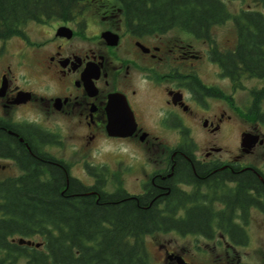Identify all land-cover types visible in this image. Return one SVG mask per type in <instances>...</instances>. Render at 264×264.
I'll return each mask as SVG.
<instances>
[{
	"label": "flooded vegetation",
	"instance_id": "1",
	"mask_svg": "<svg viewBox=\"0 0 264 264\" xmlns=\"http://www.w3.org/2000/svg\"><path fill=\"white\" fill-rule=\"evenodd\" d=\"M219 1L224 20L205 29L141 26L121 0H78L68 18L0 41V196L62 172L66 185L147 196L181 220L205 210L206 235L168 233L212 250L254 241L264 230V67L252 75L231 56L244 51L245 14L259 9ZM225 27L223 42L213 30ZM247 135L258 139L246 145ZM161 248L164 264H193Z\"/></svg>",
	"mask_w": 264,
	"mask_h": 264
},
{
	"label": "trees",
	"instance_id": "2",
	"mask_svg": "<svg viewBox=\"0 0 264 264\" xmlns=\"http://www.w3.org/2000/svg\"><path fill=\"white\" fill-rule=\"evenodd\" d=\"M82 1V0H81ZM138 25L165 28L180 23L208 28L224 20L219 0H121ZM78 0H0V41L20 35L25 25L52 16L68 18ZM259 12L245 14L244 51L231 58L245 61L252 75L264 67V0ZM237 27L241 33L242 23ZM242 34V33H241ZM240 47V46H239ZM85 186L61 172L51 180H22L0 196V264H149L144 238L156 233L208 232L205 210H187L183 220L175 210L160 212L150 197L129 198ZM61 188H65L64 191ZM97 193V194H95ZM177 219V220H175ZM10 239L41 240L38 248Z\"/></svg>",
	"mask_w": 264,
	"mask_h": 264
},
{
	"label": "rangeland",
	"instance_id": "3",
	"mask_svg": "<svg viewBox=\"0 0 264 264\" xmlns=\"http://www.w3.org/2000/svg\"><path fill=\"white\" fill-rule=\"evenodd\" d=\"M227 5L231 11L248 8L254 9V7L259 9L255 0L227 1ZM213 31L217 35V38L223 42V38L233 32L232 28L230 30L227 29V27L215 28ZM228 38L230 39V36H228ZM246 85L250 87L252 83H247ZM240 100H247L246 95L244 94L241 96ZM108 149H110V147H103L104 151ZM128 152L129 148H126V153ZM109 154L110 153L106 151L104 155L110 156ZM82 175L83 174H81V179H83V183L90 184L87 182L88 179H84ZM131 184V178H127L125 185L131 187ZM259 230L262 233H260L254 241H250L246 248L242 249L239 253L230 252L228 255L223 253L221 249L212 250L206 240L194 238L192 236L180 237L176 233H157L149 235L144 239V244L149 257V264H164L162 257L163 251L162 248L161 250L159 249V247L162 246H165L170 251L183 254L185 259L193 264H264V230L261 227H259ZM34 241L39 243L41 240L35 239ZM16 264H23V261L20 260Z\"/></svg>",
	"mask_w": 264,
	"mask_h": 264
},
{
	"label": "water",
	"instance_id": "4",
	"mask_svg": "<svg viewBox=\"0 0 264 264\" xmlns=\"http://www.w3.org/2000/svg\"><path fill=\"white\" fill-rule=\"evenodd\" d=\"M108 133L110 134V135H114V130H111V129H108ZM248 136V135H247ZM258 139V136H251V135H249L244 141L246 142H244V144H246V145H249L250 143H255L256 142V140ZM17 243L19 244V245H27V246H34V247H36V248H38L40 245L39 244H35V243H33V242H31V241H26V240H24V239H18L17 240ZM178 261L179 262H181L180 261V259H178Z\"/></svg>",
	"mask_w": 264,
	"mask_h": 264
}]
</instances>
